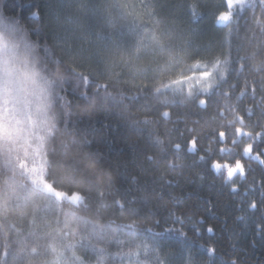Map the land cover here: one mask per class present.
Returning <instances> with one entry per match:
<instances>
[{
    "label": "snow or ice",
    "instance_id": "1",
    "mask_svg": "<svg viewBox=\"0 0 264 264\" xmlns=\"http://www.w3.org/2000/svg\"><path fill=\"white\" fill-rule=\"evenodd\" d=\"M159 3L114 0L98 5L102 23L95 37L80 24L75 47L64 39L33 42L31 29L16 17L0 15V130L5 140L25 129L45 130L46 135L37 138L48 142L49 172L55 163L80 170L81 160L68 159L69 145L54 142L57 122L76 131L71 116L77 105H85L76 112L83 117L93 97L103 94L105 99L122 103L124 88H136L132 99L143 103L133 114V123L151 125L147 130L150 147L143 155L140 174L150 175L155 185L150 187L139 176H132L136 191L121 196L114 186L108 193L96 191L93 195L58 188L56 181H52L55 192L33 184L46 196L61 193L56 198L58 205L68 202L75 208L91 207L102 223L76 218L84 227L71 233L75 241L67 234L61 236L67 242L62 252L70 257L50 259L51 241L44 250L37 241L51 237V223L34 216L29 221L32 231L24 237L32 243L20 248L11 241L0 242V264H36L37 258L39 264H243L237 255L226 257L218 252L215 242L205 237V233H215L214 226L183 197L176 196L174 180L165 178L183 174L197 164L213 173V183L218 178L221 187L237 200L242 213L237 219L255 218L256 234L264 236V0H181L190 21H199L207 12L214 27H221L214 50L197 26L161 17ZM38 17L39 12H34L33 18ZM125 19L139 21L144 34L152 33L156 47L144 46L137 39L132 49L121 54L112 33ZM104 36L112 45L101 42ZM164 51L170 53L169 65L175 69L167 76L158 64ZM176 54L181 55L182 64L175 62ZM57 71L60 76L54 75ZM170 88L173 99L163 104L151 101L153 94ZM176 93L182 98L176 99ZM217 120L218 124L210 123ZM85 140L87 143L88 138ZM91 155L101 159L97 153ZM190 156L196 157L191 164ZM5 165L7 170V161ZM236 177L245 183L241 185ZM157 181L164 183L157 185ZM165 184L169 186L167 195ZM106 197L111 204L104 203ZM125 212L127 217L119 215ZM113 225L117 234L105 231ZM22 232V228L16 229L17 234ZM169 237L174 241L170 243ZM231 248L235 252L237 245ZM104 253L109 256L107 262Z\"/></svg>",
    "mask_w": 264,
    "mask_h": 264
},
{
    "label": "trees",
    "instance_id": "2",
    "mask_svg": "<svg viewBox=\"0 0 264 264\" xmlns=\"http://www.w3.org/2000/svg\"><path fill=\"white\" fill-rule=\"evenodd\" d=\"M106 2H114V0H0V15L16 17L21 24L31 29L33 42L39 39L43 44L46 41L51 43L54 39H64L71 40L75 47L79 44L77 37L80 33V24H83L85 29L95 37V32L102 23V9L97 6ZM78 5H84V8L78 10ZM36 11L39 12L38 19L33 18V13ZM157 11L161 17L174 19L184 25L197 26L203 33V39L206 42H212V49L217 47L222 29L220 26L214 27L212 18L207 12L199 21H190L181 0H160ZM112 38L119 45L121 54L132 49L137 39H140V43L144 46L156 47L152 33L144 34L139 21L133 23L129 19L122 20L121 26L112 33ZM101 42L112 45V40L107 36H104ZM34 47H36L35 43ZM38 55L33 59H37ZM169 55V52L164 51L158 60V64L165 69L164 76L175 70L169 65ZM175 62L182 64L180 54L175 55ZM54 75L60 76L61 73L57 71ZM137 91L136 88L125 87V99L122 103L105 99L103 94L93 97L87 105L88 114L83 117H78L76 112L85 105H77L76 112L71 116L72 127H75L76 131H73L71 127L65 128L62 123L57 122L54 142L57 145L60 142L69 145L68 159L81 160L83 168L80 170L70 165L55 163L49 172L48 157L45 155L48 142L41 143L38 140L34 147L36 141L32 135L31 168H41L43 178L40 182L34 176H27L26 171L29 165L19 164L14 154L6 153L0 146V242L11 241L13 245L20 244V248L27 247L32 243L31 239L24 241L25 235L32 231L29 221L34 216L42 217L43 220L51 223L52 235L48 239H39L37 241L39 247L44 250L51 241L52 250L49 251V258L54 259L60 256L61 259H65L70 257V253L62 252V249H67V242L62 240L61 236L67 234L68 239L75 241L71 233L77 227L81 229L84 227L83 223L76 218L83 217L97 225L102 223L91 207L88 210L75 208L68 202L58 205L56 198L61 193L56 192V197H53L46 196L44 192L38 190L43 188L45 191L55 192L52 181H56L58 188L80 190L93 195L96 191L108 193L114 186L121 196H128L136 191V185L131 180L132 176H139L140 181H147L150 187L155 186L150 175L140 174L139 166L143 163V155L150 147L147 130L151 125L133 123L135 119L133 114L137 113L139 105L143 103V101L132 99ZM173 96L170 88L167 92L153 94L151 101L163 104L173 99ZM175 98L182 97L176 93ZM54 111L58 113L59 109ZM172 118L175 119V114ZM219 122L217 120L210 123L218 124ZM35 130L32 129L31 132ZM85 137L88 138L87 143ZM73 141L76 143L73 144ZM39 147L41 150L36 149ZM33 150L42 152L40 155L37 154L38 158H42L40 162L33 160L36 156ZM92 153L99 154L101 159L98 160L91 155ZM84 157L88 159H83ZM195 159L196 157L190 156L188 163L191 164ZM5 161L8 162L7 170H5ZM252 163L253 167H257L255 161ZM22 172L27 175H22ZM46 173H49L47 180ZM165 178L174 180L173 193L176 196L183 197L186 203L195 208L198 215H203L208 223L214 226L215 233L212 235L205 233V237L215 242L219 253L226 257L237 255L242 258L243 264H264V236L256 234L255 218L237 219L242 214L236 207L237 200L228 195L227 189L221 187L218 178L215 184L213 183V173L197 164L186 169L183 174ZM236 180L241 185L245 183L239 177H236ZM248 182H251V177ZM46 183L49 186L48 189L45 188ZM163 183V181L156 182L157 185ZM33 184L38 188H33ZM168 189L169 186L165 184L166 195ZM104 203L111 204L110 198L106 197ZM45 209L47 212L44 211ZM119 215L127 217L126 212ZM116 219L119 223V219ZM65 221L68 223L66 224ZM20 228L23 232L17 234L16 229ZM105 231L109 234H117L115 225L111 229L106 228ZM173 241L174 238L169 237V242ZM232 244L237 245L235 252L231 248ZM20 248L16 250L20 251ZM102 255L107 262L108 254ZM36 264H39V258ZM114 264H118V261Z\"/></svg>",
    "mask_w": 264,
    "mask_h": 264
},
{
    "label": "rangeland",
    "instance_id": "3",
    "mask_svg": "<svg viewBox=\"0 0 264 264\" xmlns=\"http://www.w3.org/2000/svg\"><path fill=\"white\" fill-rule=\"evenodd\" d=\"M32 129H25L19 134L11 135L6 140L3 135V131L0 130V146L3 148L6 153H12L15 155V159L18 161L19 164L22 165H29L27 168L28 171L26 173L27 176H34L39 181L43 178V174L41 171V168H31V141L33 140V136L35 138V146L37 145L38 138L37 135L44 136L45 130H35L31 132ZM33 135V136H32ZM41 150V147L36 148ZM33 152L36 154V156L33 158L34 161L40 162V157L38 158V155H40L42 152L33 150ZM38 154V155H37ZM26 161L28 163H26ZM42 181V180H41ZM40 181V182H41ZM45 182V180H44ZM48 184L46 183L45 188L48 189Z\"/></svg>",
    "mask_w": 264,
    "mask_h": 264
}]
</instances>
